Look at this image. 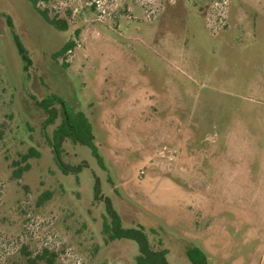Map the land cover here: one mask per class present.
Returning <instances> with one entry per match:
<instances>
[{"label":"rangeland","instance_id":"rangeland-1","mask_svg":"<svg viewBox=\"0 0 264 264\" xmlns=\"http://www.w3.org/2000/svg\"><path fill=\"white\" fill-rule=\"evenodd\" d=\"M68 113L101 158L66 140L78 175L49 143ZM96 179L171 264L188 245L264 264V0H0V264H136L134 242L102 234Z\"/></svg>","mask_w":264,"mask_h":264},{"label":"trees","instance_id":"trees-1","mask_svg":"<svg viewBox=\"0 0 264 264\" xmlns=\"http://www.w3.org/2000/svg\"><path fill=\"white\" fill-rule=\"evenodd\" d=\"M34 6H36L39 0H30ZM44 18L48 21V17L43 14ZM50 23L58 28L56 21H50ZM59 29V28H58ZM63 30V29H60ZM18 53L24 63V69L26 72L32 64V61L28 55V52L20 39L14 37ZM71 47L67 46L63 52H67ZM58 101L53 97H49L38 103L39 107L46 113L47 120L46 125H54L58 119L59 113L56 108ZM71 139L74 143L88 147L93 155L100 161L101 158L98 154V149L94 144L93 128L87 118L83 114L64 116L63 122L55 129L52 138L49 143L53 149L56 161L61 171L65 175H78L82 172V166H71L63 160V145L66 140ZM39 153L31 150L30 153L24 155L22 160L27 162L31 158H38ZM29 169V165H26L24 169H19L15 172L17 177H21L22 173ZM94 198L98 202H102L106 220L103 223L102 234L107 243H113L116 241H132L138 247V256L136 257V264H171L168 260L167 250H155L150 243L149 237L145 230L140 227L125 228L123 226L122 218L114 207L113 201L109 197L102 195L101 186L98 179H96L94 187ZM186 256L190 264H209L207 255L198 247L194 245H188L186 250ZM45 259L44 255L40 257L28 258L27 264H41ZM49 264H52L49 261Z\"/></svg>","mask_w":264,"mask_h":264},{"label":"flooded vegetation","instance_id":"flooded-vegetation-1","mask_svg":"<svg viewBox=\"0 0 264 264\" xmlns=\"http://www.w3.org/2000/svg\"><path fill=\"white\" fill-rule=\"evenodd\" d=\"M28 1L31 3L33 8H35V9L37 8L38 4L36 6H34V4H32V2L30 0H28ZM9 26L11 27V29L14 27L11 22L9 23Z\"/></svg>","mask_w":264,"mask_h":264}]
</instances>
